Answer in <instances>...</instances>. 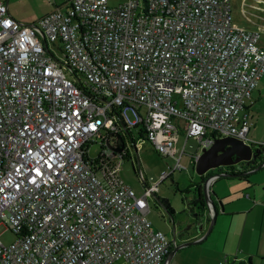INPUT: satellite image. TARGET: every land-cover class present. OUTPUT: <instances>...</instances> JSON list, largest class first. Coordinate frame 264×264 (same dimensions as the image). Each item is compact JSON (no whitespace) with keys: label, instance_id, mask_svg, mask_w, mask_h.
I'll return each instance as SVG.
<instances>
[{"label":"built area","instance_id":"obj_1","mask_svg":"<svg viewBox=\"0 0 264 264\" xmlns=\"http://www.w3.org/2000/svg\"><path fill=\"white\" fill-rule=\"evenodd\" d=\"M257 39L229 0H67L30 25L0 1V235L16 237L0 241V264H162L170 241L147 198L184 168L180 129L197 149L264 148L240 116L264 73ZM132 130L175 157L141 195L117 176L125 147L113 150Z\"/></svg>","mask_w":264,"mask_h":264},{"label":"crops","instance_id":"obj_2","mask_svg":"<svg viewBox=\"0 0 264 264\" xmlns=\"http://www.w3.org/2000/svg\"><path fill=\"white\" fill-rule=\"evenodd\" d=\"M5 5L7 7V1ZM246 8L248 11H245ZM241 10L248 23L242 27L257 30V45L264 47V0H242ZM7 11L24 25L33 24L48 14L29 19L9 11L8 7ZM240 116L249 124L248 139L253 143H264V73ZM260 161H263L262 167L245 177L216 178L210 182L208 195L218 210L211 231L196 245L195 250L186 253L178 251L168 264H218L220 260H225L227 264L248 260L250 264H264V156ZM220 172L229 173L230 170L225 168ZM205 221L207 224L202 227L201 233L191 235L190 239H198L205 233L208 228V221Z\"/></svg>","mask_w":264,"mask_h":264},{"label":"rangeland","instance_id":"obj_3","mask_svg":"<svg viewBox=\"0 0 264 264\" xmlns=\"http://www.w3.org/2000/svg\"><path fill=\"white\" fill-rule=\"evenodd\" d=\"M1 1L3 3L7 1L9 11H12L23 18L31 19L49 13L56 8L63 11L66 0ZM241 1L242 0H229L231 5L232 23L233 25L242 27L247 26L248 23L241 10ZM118 2L119 0H109V5L115 6ZM247 3L251 2L247 1ZM245 11H248V9L246 8ZM55 53L57 56H61L57 49L55 50ZM144 112V109L140 111L142 115H144ZM128 116L130 119L135 117L130 110L128 111ZM184 140L185 135L181 128L173 139L172 151L174 156H178L180 152H183L181 158V164L184 167L183 170L173 172L169 177L160 182L157 185L155 192L157 198L166 199L168 201L171 208L175 210L174 219L180 220L182 224L187 223L185 214L188 213V211H193V202L198 201L196 205H201L204 202L203 190L201 188L202 179L196 174L194 160L192 159V156L197 150L199 155L201 148L197 149L198 143L192 138ZM94 141L96 143L91 144L88 150L89 159L96 158L102 151L101 141L96 138H94ZM124 147L126 152L121 160L122 163L119 162L121 164L118 167L117 176L121 183L130 187L136 195H141L143 192L142 180H145L149 185L155 184L158 181L161 172L166 170V164L171 167L175 161V157L155 153L150 144L138 136L136 130H132L131 135L125 136ZM224 170V167H217L212 171H208V173L217 174ZM139 171L143 177H140ZM200 197L201 201H199ZM147 202L149 205V211L146 214V218L151 223L153 229L162 232L166 238L170 240L171 222L166 211L153 196L147 198ZM196 207L197 206H195L194 211H196ZM205 214L206 213L204 212V215ZM206 224L207 222L204 220L203 227H205ZM190 234L194 235L195 231H192ZM15 239L16 237L10 231H6L0 235V241L3 244H10L15 241ZM196 245L182 249L181 253L195 250Z\"/></svg>","mask_w":264,"mask_h":264},{"label":"water","instance_id":"obj_4","mask_svg":"<svg viewBox=\"0 0 264 264\" xmlns=\"http://www.w3.org/2000/svg\"><path fill=\"white\" fill-rule=\"evenodd\" d=\"M116 145L117 147L113 148V150L117 153L120 152L124 146L120 137H118V139L116 140ZM261 151V148L253 147L233 137H222L219 139H215L210 147H208L207 149H201V153L194 161V169L196 174L202 179L204 202L201 204V208L196 207V211L194 210L197 201L193 202V211H188V213L185 214L187 220L186 224H182L180 220H175L173 216L174 213L171 215L167 213L171 222V250L165 256L162 264H168L173 255L178 251L198 244L211 231L218 210L216 209L214 203L212 202V199L208 195V185L210 179L212 177L240 179L242 177H245L252 171H257L263 165V161H260L256 164L257 158ZM217 167H224L226 169H229L230 172H218L217 174L208 173V171H212ZM231 167H235L237 170H241L242 167H247V170L241 171L239 173H233ZM248 167L250 170H248ZM152 196L156 198V196ZM204 212L206 213L205 215ZM219 212L222 213V210H219ZM191 219H193V221H190ZM204 220H207L209 223L205 233L198 239H190V233L192 231H195V234L201 233Z\"/></svg>","mask_w":264,"mask_h":264},{"label":"trees","instance_id":"obj_5","mask_svg":"<svg viewBox=\"0 0 264 264\" xmlns=\"http://www.w3.org/2000/svg\"><path fill=\"white\" fill-rule=\"evenodd\" d=\"M66 1H67V0H66ZM130 134H131V132L127 131V135H130ZM138 136H139L141 139L146 140V139L144 138L143 133L139 132V133H138ZM261 149L264 150L263 148H261ZM138 168H139V165H138ZM155 196H156V195H155ZM156 198H157V197H156ZM157 200H158L159 204H160L165 210H167L170 214H173V213H174L173 210H172V208H171V206L169 205V203H168V201H167L166 199L157 198ZM169 251H170V250H169ZM238 264H250V261L248 260V261H246V262H239Z\"/></svg>","mask_w":264,"mask_h":264},{"label":"flooded vegetation","instance_id":"obj_6","mask_svg":"<svg viewBox=\"0 0 264 264\" xmlns=\"http://www.w3.org/2000/svg\"><path fill=\"white\" fill-rule=\"evenodd\" d=\"M262 150V149H261ZM264 156V151L262 150L261 152H260V154H259V156H258V158H257V162H256V164L259 162V160L262 158ZM232 168V172L233 173H239V172H241V171H246L247 170V167L246 168H244V167H242V169L241 170H237L235 167H231ZM249 168V167H248ZM202 188V187H201ZM200 188V189H201ZM202 197V196H201ZM201 197H200V199H199V201H201ZM198 202V201H197ZM200 204H198V205H196L197 207H199V208H201L202 206L200 205ZM165 210V209H164ZM201 210V209H200ZM166 211V213H169L167 210H165ZM200 212V211H199ZM170 214V213H169ZM171 215V214H170ZM174 216V215H173ZM190 221H193V219H191ZM184 227V226H183Z\"/></svg>","mask_w":264,"mask_h":264}]
</instances>
